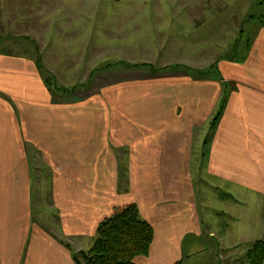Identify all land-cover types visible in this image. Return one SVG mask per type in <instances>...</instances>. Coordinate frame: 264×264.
<instances>
[{"label": "crops", "instance_id": "obj_1", "mask_svg": "<svg viewBox=\"0 0 264 264\" xmlns=\"http://www.w3.org/2000/svg\"><path fill=\"white\" fill-rule=\"evenodd\" d=\"M259 38L247 75L225 74L224 82L180 70L135 69L133 77L119 68L116 85L66 96L52 92L35 58L0 53V264H73L66 242L93 240L100 223L130 202L154 227L150 253L137 264H250L247 249L264 236ZM226 91L199 166L215 188L201 186L200 214L190 174L195 142ZM38 161L50 173L52 204L38 201L39 189L34 196ZM36 207L60 235L40 224Z\"/></svg>", "mask_w": 264, "mask_h": 264}, {"label": "rangeland", "instance_id": "obj_2", "mask_svg": "<svg viewBox=\"0 0 264 264\" xmlns=\"http://www.w3.org/2000/svg\"><path fill=\"white\" fill-rule=\"evenodd\" d=\"M259 36H264V0H0V53L35 58L48 86L62 96L88 92L94 84L116 85L118 77L112 75L119 68L134 77L135 69L169 71V66L181 65L174 70L197 76L208 71L223 82L225 74L247 75L249 54ZM108 71L115 82L98 79ZM225 83L226 87L235 84L234 79ZM69 89L75 91H66ZM217 110L202 119L201 141L195 142L197 154L192 158L190 174L198 197L195 209L200 214L201 186L214 188L199 166H205L204 156L210 152L211 124ZM36 163L34 196L39 189L38 201L52 204L46 185L50 173L42 162ZM37 179L38 183L45 181L39 188ZM130 204L136 203L117 211ZM36 209L40 224L60 235L53 218ZM97 233L98 229L93 240L83 237L77 240L79 245L73 242L75 247L66 242L73 264H78L76 255L93 247Z\"/></svg>", "mask_w": 264, "mask_h": 264}, {"label": "trees", "instance_id": "obj_3", "mask_svg": "<svg viewBox=\"0 0 264 264\" xmlns=\"http://www.w3.org/2000/svg\"><path fill=\"white\" fill-rule=\"evenodd\" d=\"M131 66L147 65L131 64ZM150 67L152 68V66ZM168 68L174 70L181 69L182 66L174 65ZM189 71L193 72L194 70L190 69ZM208 76V71L206 74H201V77ZM50 88L54 94L58 93L55 88L51 86ZM66 91L74 92L75 90L69 89ZM227 98L228 93L226 91L219 109L212 119L211 128H214L219 122ZM97 234L93 247L89 251H81L80 254L75 256L78 264H137L135 261L136 256L149 254L154 238V227L141 216L136 204H130L128 207L115 212L112 216L103 220L98 227ZM246 254L251 264H264V236L252 242Z\"/></svg>", "mask_w": 264, "mask_h": 264}]
</instances>
